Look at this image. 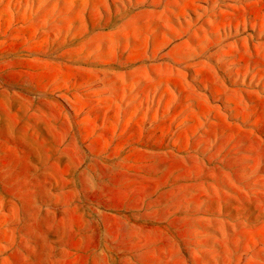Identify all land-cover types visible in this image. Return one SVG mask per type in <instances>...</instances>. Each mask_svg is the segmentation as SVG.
<instances>
[{
  "label": "rangeland",
  "instance_id": "obj_1",
  "mask_svg": "<svg viewBox=\"0 0 264 264\" xmlns=\"http://www.w3.org/2000/svg\"><path fill=\"white\" fill-rule=\"evenodd\" d=\"M0 264H264V0H0Z\"/></svg>",
  "mask_w": 264,
  "mask_h": 264
}]
</instances>
